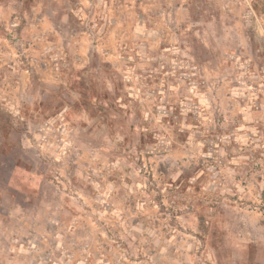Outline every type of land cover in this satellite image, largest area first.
<instances>
[{"label": "clouds", "instance_id": "1", "mask_svg": "<svg viewBox=\"0 0 264 264\" xmlns=\"http://www.w3.org/2000/svg\"><path fill=\"white\" fill-rule=\"evenodd\" d=\"M0 264H264V0H0Z\"/></svg>", "mask_w": 264, "mask_h": 264}]
</instances>
